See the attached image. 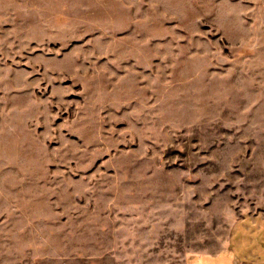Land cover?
<instances>
[{"label":"rangeland","instance_id":"374dc122","mask_svg":"<svg viewBox=\"0 0 264 264\" xmlns=\"http://www.w3.org/2000/svg\"><path fill=\"white\" fill-rule=\"evenodd\" d=\"M258 217L264 0H0V264H184Z\"/></svg>","mask_w":264,"mask_h":264},{"label":"crops","instance_id":"0c3cea01","mask_svg":"<svg viewBox=\"0 0 264 264\" xmlns=\"http://www.w3.org/2000/svg\"><path fill=\"white\" fill-rule=\"evenodd\" d=\"M249 222L250 220L245 218L235 224L236 231L229 238L227 246L223 250L215 254L187 257L184 264H264V218H255V223H260L259 226L251 222L253 230L256 229V233L259 235L258 241H251L253 244L256 242L258 244L255 250L252 249L250 241L245 237L250 234L251 228L247 224Z\"/></svg>","mask_w":264,"mask_h":264}]
</instances>
